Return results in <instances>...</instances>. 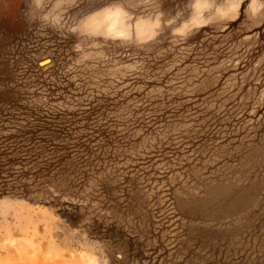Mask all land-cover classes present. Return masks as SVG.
Masks as SVG:
<instances>
[{
  "label": "rangeland",
  "instance_id": "1",
  "mask_svg": "<svg viewBox=\"0 0 264 264\" xmlns=\"http://www.w3.org/2000/svg\"><path fill=\"white\" fill-rule=\"evenodd\" d=\"M0 264H264V0H0Z\"/></svg>",
  "mask_w": 264,
  "mask_h": 264
}]
</instances>
